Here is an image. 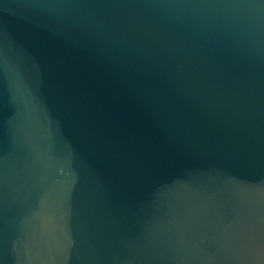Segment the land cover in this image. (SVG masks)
<instances>
[{
    "label": "water",
    "instance_id": "95a60500",
    "mask_svg": "<svg viewBox=\"0 0 264 264\" xmlns=\"http://www.w3.org/2000/svg\"><path fill=\"white\" fill-rule=\"evenodd\" d=\"M0 264H264V0H0Z\"/></svg>",
    "mask_w": 264,
    "mask_h": 264
}]
</instances>
